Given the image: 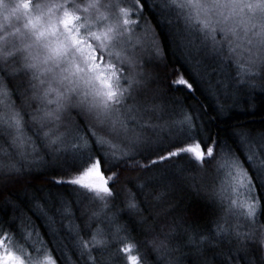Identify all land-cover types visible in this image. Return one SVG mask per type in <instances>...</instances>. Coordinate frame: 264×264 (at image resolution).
Listing matches in <instances>:
<instances>
[{
  "label": "snow or ice",
  "instance_id": "1",
  "mask_svg": "<svg viewBox=\"0 0 264 264\" xmlns=\"http://www.w3.org/2000/svg\"><path fill=\"white\" fill-rule=\"evenodd\" d=\"M245 87L264 89V0H0V264H111L130 231L188 264H264V129L213 138L188 103L206 92L226 123Z\"/></svg>",
  "mask_w": 264,
  "mask_h": 264
},
{
  "label": "trees",
  "instance_id": "2",
  "mask_svg": "<svg viewBox=\"0 0 264 264\" xmlns=\"http://www.w3.org/2000/svg\"><path fill=\"white\" fill-rule=\"evenodd\" d=\"M153 2L154 0H148L149 4H152ZM156 2L159 3L157 0ZM169 19L173 18L169 17ZM157 20H159L160 23V27L157 29V31L158 33H160L161 43L166 49V56L170 65V70L171 67H175L178 72H186L187 66L183 62L181 52L176 49V46L170 39L169 28L167 27L166 21L161 19L159 16L157 17ZM153 23H156V21H153ZM209 63L211 64V61H209ZM241 71L242 69L235 65H233L231 68L225 69V72L227 74H230L231 76H236L237 73ZM201 91H203V89H201ZM188 103L193 104L197 109L203 110L205 114L203 115L202 119L207 122L208 127L211 129L213 138H216L218 136L221 140H227L231 135V130L236 125H244L246 127L255 129H264V89L260 87H257L254 90H249L245 87L242 91L239 92L238 104L233 108L232 112L230 113L231 119H228L226 123L224 117H221L220 120H216L214 118L215 112L212 111V108L215 107L216 102L215 99L211 96H208L206 92L204 95H201L200 92H197L195 98L189 99ZM189 111H191V109H189ZM228 142L231 143L230 140ZM4 147H6V145H4ZM233 147L236 148L238 146L236 144H233ZM240 158L242 161L245 159L243 153L240 154ZM245 166L247 167V165ZM42 171H44V175L49 180L54 178H61L60 176H58L57 170L55 169L49 168ZM128 187L133 188L132 185H128ZM42 190L46 191L47 189L44 188ZM31 191L32 190L30 189L29 194L31 193ZM61 191H63V189H61ZM133 191H135V188H133ZM257 195L264 197V192H262L260 189H257ZM17 197H19L20 200H23L25 197V192L19 191L17 193H14L10 197V199H12L14 202H17ZM262 203H264V201H262ZM5 212L8 213V217L12 215V210L10 208H7L3 204V201L0 200V219L8 218L5 216ZM33 219L36 220L37 225L41 224V221L36 217H33ZM261 220L264 221V216L261 217ZM121 223H123V221H121ZM40 230L41 233L44 232L43 228H41ZM43 239L45 240V242H47L49 238L48 236H43ZM145 239H150V237L141 234L139 231L121 232L116 237L114 246L110 248L105 254L106 258L111 257V264H127L125 255L123 253H118V249L123 247L124 244H134L140 249L141 253L147 252V259L149 261V264H154L157 255H160L162 257L161 264H188L187 260L181 258L179 252H162L159 254L151 252V250L147 249L143 243ZM31 242L32 241H20V243H23L25 247H27ZM37 247H39V245H37ZM49 247H51V245H49ZM28 250L31 251L30 248ZM220 250H222L223 252H227V245L222 246V249H218V251ZM185 251H187V249H185ZM133 253L137 254L135 251ZM56 255L58 254L53 253L54 258Z\"/></svg>",
  "mask_w": 264,
  "mask_h": 264
},
{
  "label": "rangeland",
  "instance_id": "3",
  "mask_svg": "<svg viewBox=\"0 0 264 264\" xmlns=\"http://www.w3.org/2000/svg\"><path fill=\"white\" fill-rule=\"evenodd\" d=\"M158 2H159V0H157ZM219 38V37H218ZM133 255H135V253H132ZM73 259H75V257H73ZM57 264H59L58 262H57Z\"/></svg>",
  "mask_w": 264,
  "mask_h": 264
}]
</instances>
